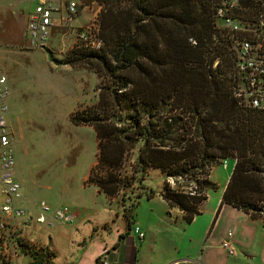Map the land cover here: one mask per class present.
Instances as JSON below:
<instances>
[{
    "label": "trees",
    "instance_id": "16d2710c",
    "mask_svg": "<svg viewBox=\"0 0 264 264\" xmlns=\"http://www.w3.org/2000/svg\"><path fill=\"white\" fill-rule=\"evenodd\" d=\"M98 2L101 46L76 41L62 60L97 76L96 99L69 113L94 133L84 182L108 201L118 198L129 228L139 198L153 193L142 179L156 168L158 194L189 222L217 187L211 166L232 157L219 205L264 221V110L233 93L232 53L213 39L215 0Z\"/></svg>",
    "mask_w": 264,
    "mask_h": 264
},
{
    "label": "rangeland",
    "instance_id": "374dc122",
    "mask_svg": "<svg viewBox=\"0 0 264 264\" xmlns=\"http://www.w3.org/2000/svg\"><path fill=\"white\" fill-rule=\"evenodd\" d=\"M9 1L10 9L16 13L12 16L16 22L14 27L20 21L18 9H24L32 2ZM67 2L75 4L76 12L67 27L51 30L46 47L25 49L18 44L0 47V73L6 76L9 89L5 117L19 199L24 208L55 205L67 209L104 208L107 213L106 208H111L116 210L119 221L123 215L118 198L108 201L93 185L84 182L95 159L93 130L88 125H76L69 120V113L78 104L96 99L97 76L86 66H71L62 61L66 51L77 41V30L92 25L97 33L101 5L98 0ZM230 162L234 163L233 158L227 157L211 166L209 178L217 185L211 194L218 193L227 180L232 169H229ZM162 180L163 176L156 168H150L144 175L142 183L153 193L149 198L144 195L139 198L135 207L137 215H134L138 220L145 208L166 206L158 194ZM139 190L135 183L126 192L132 196ZM125 202L129 204L130 199ZM50 228L53 227L49 225ZM46 229L48 227L42 225L41 231ZM59 244L63 246L62 240Z\"/></svg>",
    "mask_w": 264,
    "mask_h": 264
},
{
    "label": "crops",
    "instance_id": "0c3cea01",
    "mask_svg": "<svg viewBox=\"0 0 264 264\" xmlns=\"http://www.w3.org/2000/svg\"><path fill=\"white\" fill-rule=\"evenodd\" d=\"M31 2L30 6L18 9L20 21L13 27L16 22L12 16L16 13L10 9L9 0H0V47L18 44L23 48ZM232 166L230 162L229 169ZM225 182L218 193L206 192L199 213L189 222L183 220L178 208L165 203L163 208H145L140 220L134 217V208L129 228L124 218L116 220L115 209L106 208L107 213L104 208L85 207L69 208L73 222H52L50 229L34 220L39 208H25V215L17 216L14 224L26 239L49 246L53 252L51 264H103L98 256L104 250L111 264H168L183 257L197 264H264V221L226 203L219 205ZM54 207L50 205L47 212ZM42 225L48 229L41 231ZM134 226L143 232L142 237L134 232ZM226 230L233 231V254H227L220 246ZM36 255L17 253L7 264H39Z\"/></svg>",
    "mask_w": 264,
    "mask_h": 264
},
{
    "label": "built area",
    "instance_id": "2783aa9c",
    "mask_svg": "<svg viewBox=\"0 0 264 264\" xmlns=\"http://www.w3.org/2000/svg\"><path fill=\"white\" fill-rule=\"evenodd\" d=\"M76 12L75 4L67 0H33L24 25L25 49L43 48L55 27H67ZM95 26L87 25L76 31L77 41L92 48L101 46V39ZM213 39L219 36L226 49L232 53L234 95L239 101L252 108L264 110V0H215L213 12ZM9 89L6 76L0 73V264H7L17 253L37 252L39 264H51V249L46 244L26 239L16 228L14 220L25 215L20 202L19 184L14 177V157L10 132L6 123V97ZM41 206L34 220L47 225L52 222L71 223L73 213L66 207L56 206L47 212ZM47 212V213H45ZM134 232L142 237L143 232L136 226ZM232 230H226L220 246L227 254H233ZM105 250L98 256L103 264L108 263ZM33 258V256H32ZM168 264H197L187 257Z\"/></svg>",
    "mask_w": 264,
    "mask_h": 264
}]
</instances>
